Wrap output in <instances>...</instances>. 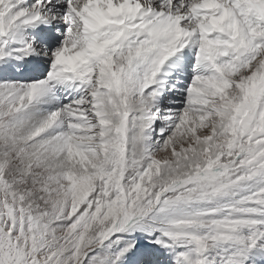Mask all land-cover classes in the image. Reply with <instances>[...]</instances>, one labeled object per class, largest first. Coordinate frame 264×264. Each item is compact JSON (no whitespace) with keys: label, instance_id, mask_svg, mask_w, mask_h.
<instances>
[{"label":"snow or ice","instance_id":"snow-or-ice-1","mask_svg":"<svg viewBox=\"0 0 264 264\" xmlns=\"http://www.w3.org/2000/svg\"><path fill=\"white\" fill-rule=\"evenodd\" d=\"M0 264H264V0H0Z\"/></svg>","mask_w":264,"mask_h":264}]
</instances>
